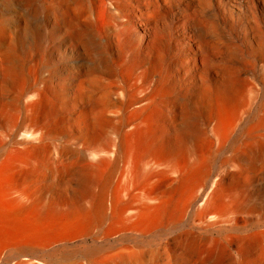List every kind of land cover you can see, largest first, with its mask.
I'll use <instances>...</instances> for the list:
<instances>
[{"label":"rangeland","instance_id":"1","mask_svg":"<svg viewBox=\"0 0 264 264\" xmlns=\"http://www.w3.org/2000/svg\"><path fill=\"white\" fill-rule=\"evenodd\" d=\"M79 1L86 10L79 22L83 36L70 39L54 13ZM116 1L119 11L108 4L97 19L95 0H0V87L18 86L26 103L35 87L45 90L49 102L41 115L49 141L73 149L86 138L81 130L99 134L93 144H104L119 125L86 131L80 112L89 111L90 97L109 94L116 104L147 98L136 105L145 126L186 131L176 147L180 154L193 152L195 163L182 155L137 177L135 159L126 165L100 154L94 161L108 181L105 175L85 180L77 170L24 173L23 188L36 197L39 215L56 207L62 216L92 210L117 187L126 215L137 205H130L132 197L154 204L158 200L148 196H157L166 207L145 225L104 216L48 247L9 252L0 264H264V0H153L148 16L138 11L137 0ZM140 16L147 22L139 23ZM82 88L86 101L78 98ZM5 96L0 88V100ZM29 118L1 128L0 159L27 130ZM188 173L194 174L190 182ZM117 253L124 257L111 261Z\"/></svg>","mask_w":264,"mask_h":264},{"label":"bare ground","instance_id":"2","mask_svg":"<svg viewBox=\"0 0 264 264\" xmlns=\"http://www.w3.org/2000/svg\"><path fill=\"white\" fill-rule=\"evenodd\" d=\"M24 1L26 3L28 2V0ZM43 1L55 4L62 0ZM95 1L98 3L97 11L94 12L97 19L104 15L106 10L108 11V9H106L108 4H111L115 7L116 11H119V1ZM152 3L153 0H137L138 11H140L142 15L148 16ZM81 4L80 1L75 5H70L67 2L66 5L62 4L61 7H58L59 10L54 13L57 20L55 24L59 26V24L63 23V28H67L68 37L70 39H80L83 36L79 22L82 15L86 13V10ZM44 10L46 12L51 11V7ZM151 10L153 11V9ZM70 15L72 16V20L66 25V19ZM138 19L139 23H144V17L140 16ZM108 72L112 74V76L115 74L111 68L108 69ZM160 78L159 80H161ZM5 83L6 82H3L0 87L6 90L5 99L3 101L2 99L0 100V112L3 117V124L0 123V138H2L4 134L1 128L3 129L7 122L19 118L24 120L28 117H30V122L27 130L20 135L13 143V146L7 149L6 156L0 159V258L9 252L23 248L25 245H27L28 248L37 249L48 247L56 242V240H65V235L71 230L91 227L104 216L117 219V221L123 224L132 223L136 225H145L152 220L153 215L161 213L166 207V202L157 196H148L149 200H158V202L154 204L144 200L139 201L137 197H132L130 205L133 206L134 202H137V205H135V210L131 215H126L127 207L120 199L122 188L117 187L115 190H109L110 194L105 192L97 207H94L92 210L83 207L62 216L58 210H56V207L47 211L46 215H39L36 212L38 206L36 197L26 193L23 188V179H20V177H22L24 173L27 174L25 175L26 177H33L44 172L57 175L71 174L77 170L80 176L85 180H91L100 175H105V180L108 181L109 174L105 173L100 164L94 161V158L100 154L113 155L114 160L123 162L126 165L135 159L139 164H137L138 168L140 167V171L136 172L137 177L142 176L145 172L175 162L177 159H180L182 155L183 159L185 157L184 160L189 164L195 163V154L193 152L187 148L185 153L180 154V151H178L176 147L182 138L185 137L186 131L174 129V133H171L168 128L164 131L161 127L145 126L141 111L136 108V105L145 102L147 98L137 101L132 97H128L123 101L121 100L122 102L120 104H116L112 101L109 94H103L99 98L90 97L89 111L85 113L84 116H82L84 112H80L81 117L85 118L84 129H87L86 131L90 129L98 131L103 125L114 124L116 121L119 125L112 127L114 136H108L104 144H93L100 138L99 134L91 136L89 134H84L83 132H85V130H81V136L86 138H78L79 141H83L80 144L81 148L77 147L73 149L68 145H53V143L49 141L48 132L41 115V110H43L46 102H49L45 90L34 86L35 93L33 96L31 95L33 100L26 103L25 93L20 91L18 86L13 84L5 85ZM86 92L87 90L84 88L79 91L78 98L80 101H86L88 99ZM92 93L93 92H91V94ZM118 93L121 94V90ZM147 102L149 101L145 103ZM185 102H188V100ZM145 103H143L142 106ZM176 104L181 106L180 103L176 102ZM59 108L60 111L66 109L64 105H60ZM161 112L163 114L164 111ZM60 120L65 121L66 118L60 116ZM170 121H172V119ZM255 143L257 146L260 145L258 142ZM85 151L87 152L85 158L78 159L75 157V153H84ZM258 154L256 153L257 156H259ZM246 157H248V155ZM252 158H254L253 155L251 159ZM193 177V173H188L185 181L190 182L193 180ZM107 188L109 189V186ZM122 257H124L122 253L114 254L111 261L116 262ZM17 264L24 263L20 261Z\"/></svg>","mask_w":264,"mask_h":264}]
</instances>
